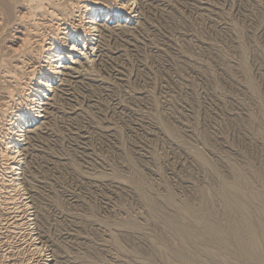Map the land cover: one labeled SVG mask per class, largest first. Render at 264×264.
<instances>
[{"label": "rangeland", "instance_id": "obj_1", "mask_svg": "<svg viewBox=\"0 0 264 264\" xmlns=\"http://www.w3.org/2000/svg\"><path fill=\"white\" fill-rule=\"evenodd\" d=\"M136 5L132 10V15L135 16L133 21L128 25L113 23V27L109 23V28H104L103 34H97L99 37L96 38L91 62L87 63L82 58L79 64L70 65L69 67H76L79 74L74 73L69 76V72L76 71L67 69L68 76H62L65 80L58 79L55 85L57 88L54 86V90L48 93L49 98L46 99V103L47 100L50 103L49 99L54 96L53 102L55 99L56 108L59 106L58 111L49 112L51 116L48 114L45 116V121H39V123L44 122L40 124L44 127L40 126L41 130L38 128V137L36 135L33 139L32 133H28L29 139H26L27 142L24 141L22 148H27L29 152L26 151V156L22 155L24 151L21 152L23 156L21 158H26L21 167L22 169L26 167L25 174L20 176L23 178L21 181L24 182L25 191L21 193V195L24 193L23 196L17 198L28 204L29 208L25 212L29 215L27 218L31 219L29 223L32 226L17 230L13 228L11 218L14 216L20 218L22 214L19 210L12 209L10 214L6 215L0 203V264H34L40 260L42 263L51 264L53 249H56L55 244L63 249L61 255L59 254L62 256L60 262L63 259L62 264L92 262L97 264L98 258L100 260L103 258L102 262L108 259L105 264H142L136 263L137 259L134 257L132 260L125 250L137 252L142 250L143 255L149 256L150 251L145 236L146 233L151 234L153 228L148 223L146 207H143L124 181L129 171L126 165H123V161L121 162V155L118 154L123 147L130 157L137 161L144 179L156 188L152 191L153 195L154 193L163 195L169 189L174 197H178L175 198L176 200L181 198L180 201L190 199L197 203V190H214L212 177L217 179L228 174L223 163L225 157L246 165L250 162L249 165L252 164L256 169L264 166V148L261 141L254 131L250 129L247 131L244 126L247 117L256 114V108L240 80L238 69L235 71L239 58L236 45L241 43L247 50L245 55L251 78L259 84L261 92H264V0H136ZM1 9L0 17H5L6 12L0 6ZM110 9L117 10L114 6ZM6 16L9 22L7 17L6 20L0 18L2 20L0 21L1 59L2 57L7 59L8 56L7 46L10 44L8 37L19 30L11 14L8 13ZM222 60L227 65L223 64ZM225 66L232 67L231 69L234 70L231 73H234H227ZM155 106L158 114L166 121L172 118L170 123L179 130V137L182 139L178 138V141H186L184 142L186 148L176 144L177 140L171 142L162 136L159 130L157 131L154 112L152 113ZM39 123L36 122L30 130L36 129ZM113 129L120 132L121 141L116 140ZM196 148L215 164L217 171L214 176L211 177L204 170H200L201 168L193 160L190 153ZM111 174L113 175L110 176ZM97 175L102 177L101 180ZM115 177L120 181H117L120 183L118 188L112 185L116 182ZM110 178L115 180L112 181ZM4 195L6 194L3 191L0 192V202ZM31 195L35 196L34 200H31ZM55 199L63 204L66 209L64 213L54 205ZM217 206L219 204H216ZM41 216L46 219L43 230L44 236L48 237L47 242L50 243L43 245L41 254H32L30 250L34 241L32 242L30 232L37 238L36 222L38 217L40 222L43 220ZM124 218H131L142 224V231L124 230L123 232V229L119 231L116 226L118 222L124 221ZM109 223L116 226H109L111 227L109 229L107 228ZM108 229H114V232L117 230L120 235L125 233L121 238L127 233L130 234L129 240L127 238L122 241L124 245L122 251H115L116 248L114 249L108 238L110 237Z\"/></svg>", "mask_w": 264, "mask_h": 264}, {"label": "bare ground", "instance_id": "obj_2", "mask_svg": "<svg viewBox=\"0 0 264 264\" xmlns=\"http://www.w3.org/2000/svg\"><path fill=\"white\" fill-rule=\"evenodd\" d=\"M0 6L3 8V11L5 10V12H6V13H4V16L7 17L6 15L8 13H10L12 19L15 21V24L17 23L16 27H17V25L19 26V27H17V28H19V30L15 31L16 35L14 34L11 37L7 36L9 38V43H10V44L8 43L9 46H7V48H8L7 59H5L4 57H2L3 59L0 58L1 59V63H0V67H1L0 68V72H1V74H0V190L1 191L0 192L3 191L6 194V195H4L5 197H3L4 200L1 198L2 202H0V203L3 206L2 209H3L4 214H6V215L10 214V210L12 211V209L19 210L20 213L22 214L20 216V218H19V216H18V218H16L15 216L11 218V220H12L11 224L13 225V228H15L17 230L19 228L20 229L24 228L25 226H28V227L32 226L29 223L31 221V219H28L29 215H26V212H25L26 210H28L29 206L27 203L23 202V200L21 201L19 199L20 196H23V194H24L23 193L21 195V193L25 191L24 190L25 187H23L24 182L21 181V180H23V178L20 176L21 175L24 176V174H25V170H26L25 168L26 167L25 168L23 167V169L21 167H22V164H24L23 161L26 158L24 157L25 158L24 159L21 157L26 156V151L29 152V150H27V148L23 149L22 145H23V143H25L24 141H26V139L27 140L29 139V138H27L28 133H32L33 139L36 135L38 137L39 134H37V133H39V132H37V131H39V129L41 130L42 127L41 128H39V127L43 126V125H40V124L44 123V122L39 123L40 120H44L45 116H48L49 112H51V111L57 112L58 111L57 108L59 106L56 108L55 103H54L55 99L53 102L54 96H52V99H49L50 103L48 102V100L46 103V99L49 98L48 93L52 92V90H54L53 87L55 85H57V80L58 79L60 80V78H62V76L66 75L67 69L72 70V71L73 70L76 71V69H75L76 67H74V68H72V66L69 67L70 65L79 64V62H80V60H82V58L84 60H86L85 62H87V63L91 62L90 59L93 56V53L95 52L96 38L99 37L97 34H101L103 32L104 28L105 29L109 28V26H108L109 23H111V25L113 23H117L118 25L119 24L120 25L121 24L122 25L130 24L131 21H133V18L135 17L132 15L133 14V11H132L133 6H135V8H136L137 5H136V0H0ZM109 6L110 7L114 6L117 10L116 11L111 10ZM0 11H2V9ZM0 14H1V12H0ZM2 17H0V18L2 19ZM5 17H3V18H5ZM8 17L10 18L9 15H8ZM7 18H5V20ZM9 18H8V22H9ZM1 19H0V21H2ZM4 22H6V21H4ZM113 25H112V27H113ZM3 26H4V23H3ZM8 27H9V25H8ZM114 28L116 29L117 27H114ZM125 28L127 29V27H125ZM111 30L113 31V29H111ZM239 38L240 37H238V39ZM99 40H101V39H99ZM0 42H2V41H0ZM240 42H242V41H240ZM2 45H4V44H2ZM236 46L238 47L237 50L239 51L238 52L239 58H238V62L235 61V62H237L236 66H235L236 67L235 71H236V69H238L239 72L238 71L237 72L240 73V80L242 81L243 86L246 88L252 104L256 108V114L255 115H249L248 117L246 116L247 120H245L246 122L244 123L245 124L244 126H245V128H247V131H249V129L254 131L256 137L258 138V140L261 141V145L264 148V92L263 93L261 92L259 84L257 82H255L254 79L251 78V74H250L248 66H247L248 61L246 62V55L245 54H246L247 50L245 49V46H243V44H241V43L239 45L237 44ZM5 49H4V51H5ZM245 50H246V52H245ZM1 52H3V51L1 50ZM4 55H5V53H4ZM6 55H7V53H6ZM223 59H225V57ZM233 60H235V59H233ZM262 60H263V58H262ZM226 61H227V59H226ZM222 62H223V64L227 65V63H224L223 60H222ZM80 64H82V63H80ZM233 65H235V64H233ZM91 68H92V66H91ZM231 68L232 67H228V66L225 68L227 73L230 74L232 72V70H234ZM233 68H234V66H233ZM74 73L79 74V71H76L73 73L69 72V74H70L69 76L74 75ZM89 73H90V71H89ZM233 73H231V74H233ZM66 76H68V75H66ZM77 77H74V78L76 79ZM64 78H66V77H64ZM70 78H72V77H70ZM63 80H65V79H63ZM236 81H234V82H236ZM55 92H57V91H55ZM53 95H55V93ZM244 106H246V105H244ZM153 108H154V110L152 111V113L154 112V120H155L154 124L157 128V131L159 130L161 135L164 136L165 138L169 139L170 141L171 140H173V141L177 140L178 141L180 139L179 132H178L179 130H177L176 127H174L170 123V120L172 119L170 116L172 114L169 116V118H171V119L166 121V119L162 118L158 114L157 107L155 106ZM41 112H43L44 114L42 115ZM172 116H174V115H172ZM53 117H56V116H53ZM69 120L71 121V119H69ZM36 122H38L39 125L36 127V129L32 128L30 130V127L34 126V124ZM234 123H236V122H234ZM240 125H242V124H240ZM28 129H29V131L27 132ZM103 130H105V129H103ZM73 132H74V130H73ZM41 134H42V132H41ZM114 134L116 135V140L119 139V141H121L120 138H122V137L120 135V132L116 129H113V135ZM29 135H31V134H29ZM76 135H77V133H76ZM79 135H81V134H79ZM83 135H81V136H83ZM155 135H156V133H155ZM108 136H110V135H108ZM180 140H182V139H180ZM119 141H118V143H119ZM177 141H176V144H178L182 148H186V145L184 144V142H186V141H184V142L182 141L183 143L179 142V141L177 142ZM201 141H202V139H201ZM120 146H121V144H120ZM140 146H141V144H140ZM149 146H150V144H149ZM77 148H78V146H77ZM123 148H121V150H119L120 153H118L121 155L122 160L119 158L118 159L121 160V162L123 161V165L125 164L126 169H128V171H129V175L127 177L125 176L124 181H125V183H127L128 187L134 193L133 195H136L137 198L139 199V202H141V204H143V207H146L147 216H146V212L145 211L144 212H145V216L148 217L149 222L147 220L146 221L148 223H150L151 226L150 225L149 226L153 228V231L151 230V234L147 235V233H146V236H145V240L149 246L148 251H150V253L147 252L149 254V256L143 255L141 252L142 250L137 252L134 250L132 251V250L126 249L125 253L127 252V255L131 256L132 260L134 257V259H137L136 263L140 262L142 264H264V166H261L260 168L256 169V168H254V166L252 164H251L252 166L249 165L250 162L249 163L247 162L248 164L246 165L242 161H241L242 163H240V161L237 162L230 157H225L226 156L225 155L224 156L225 159L223 158L225 161L223 163H224L226 170L228 171V174H227L228 176L225 175V176H222V177H219L216 179L215 177H212L216 174V171H217L215 164H213L209 159H207L201 150L196 148L195 150H193L192 153H190V155L192 156L195 163L201 168L200 170H204L205 172H207V175L209 174L213 178L212 181L214 182V188H213L214 190H210V191H208L209 189H207V190L202 189L200 191L197 190L198 191V192L196 191V193H198V197L196 199L197 203L195 201L193 202L190 199H187V200L185 199L184 201H182V200L180 201L181 198H179V200H176L178 197L177 198L174 197L171 193L172 191L170 192L169 189L166 190L165 194H163L164 193L163 192L162 193L163 195H160V193H159V195H158V193H156V194L154 193V195H153L152 191H154V189H156V188H154L153 184H150V182L148 183L144 179L145 178L143 176L144 174L141 173L142 171L140 170V166H138V164L136 163L137 161L136 160L134 161V159H132V157H130L129 153H127ZM23 151L25 152L24 153L25 155L22 154L23 156H21V152H23ZM243 160H245V159H243ZM71 167H75V166H71ZM28 170H29V168H28ZM79 170H80V168H79ZM102 175H104V174H102ZM112 175L113 174H111L110 176H112ZM114 176H116V175H114ZM77 177H78V175H77ZM98 177H100V180H101L102 177L101 176H98ZM105 177L107 178V176H105ZM102 180H104V179H102ZM111 180L113 181L115 179H111ZM112 181L111 182L109 181V183H112ZM117 181H119V180L116 178V182H114L112 184L113 187L115 186V188L120 184L119 183L120 181L119 182H117ZM94 184L96 185V183H94ZM206 184H208V183H206ZM209 185H211V184H209ZM121 187H122V185H121ZM211 187H212V185H211ZM47 192H46V194H47ZM109 193H110V191H109ZM34 195L30 196V198H32L31 200H34L33 199V197H35ZM17 197H19V198H17ZM40 199H41V197H40ZM56 199H55L56 204H54V205L57 207L58 210H60V212L64 213L66 211V209H64L62 203H61L62 205L60 204L61 201L57 202ZM111 202H112V200H111ZM216 204H219V206L216 207ZM140 206H142V205H140ZM35 210H37V209L35 208ZM90 210H91V208H90ZM36 212H38V211H36ZM40 215H42V214H40ZM38 216H39V214H38ZM42 216H41V218L43 220L40 219L41 220V222H40L39 221L40 216H39L37 219L38 221L36 222L37 226H38V231L36 233L37 238L34 237L32 232H30V235L32 237V238L31 237L30 238L32 239V242L34 241V243L32 244L33 248H32V250H30L32 254H41L43 252V245L48 243L47 242L48 237L44 236L45 232L43 230L44 224L46 225V223H45L46 219ZM35 217L37 218V215H35ZM75 218H73V219H75ZM92 218H93V216H92ZM82 220H83V218H82ZM33 221L35 222V220H33ZM94 221H95V218H94ZM104 222L106 223V221H104ZM110 223H109L107 228H109V226L113 225V224L110 225ZM114 223H116V221H114ZM67 225H69V224H67ZM106 225H107V223H106ZM117 225L118 226H116V225L115 226L120 229L119 231H121V229H123V232H124V230L125 231L137 230V232H138L139 230L142 231V229H143L142 224L140 225L139 223L135 222V220H133L131 218L125 219L124 221L122 220V221L118 222ZM37 226H36V228H37ZM112 228H115V227H112ZM109 229H111V227ZM113 230H109L110 237L108 236V238L110 239V243L114 246V249L116 248L115 251H117V250L122 251V249H124V247H123L124 245H123L122 241H125V239L130 237L129 236L130 234L128 235V233L126 232L127 234L125 235V237L121 238V236H123L125 233H122L123 235H120V234H118L120 232L117 233V230L115 232ZM143 235H144V233H143ZM81 236H83V235H81ZM70 238H71V235H70ZM75 238H76V236H75ZM37 240H39V242H37ZM128 240H129V238H128ZM134 240H136V239H134ZM57 241H59V240H57ZM64 242H65V240H64ZM70 243H73V242H70ZM126 244H128V243H126ZM145 245H147V244H145ZM55 246H56V249L55 248L53 249V258L51 260V264H62L63 259L60 262V258L62 257L60 255H61V252L63 249H62V247L60 248V246H57L56 244H55ZM78 246H80V245H78ZM91 246H93V245H91ZM136 246H138V245H136ZM144 254H146V252ZM63 256H65V255H63ZM131 257H129V258H131ZM94 259H95V257H94ZM94 259H92V260H94ZM102 259L100 260L98 258L97 264L98 263H100V264L107 263L108 259H107V261L103 260L106 262H102ZM67 260H69V259H67ZM40 261H38L34 264H45V263H42ZM134 261H136V260H134ZM83 263H84V261H83ZM94 263L96 264V262H94Z\"/></svg>", "mask_w": 264, "mask_h": 264}]
</instances>
